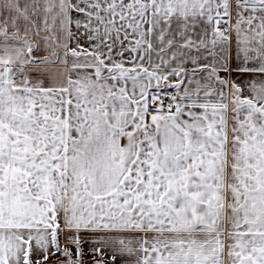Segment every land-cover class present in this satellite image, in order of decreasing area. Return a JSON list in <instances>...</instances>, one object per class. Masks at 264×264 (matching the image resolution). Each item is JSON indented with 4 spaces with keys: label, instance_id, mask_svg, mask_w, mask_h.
I'll return each instance as SVG.
<instances>
[{
    "label": "snow or ice",
    "instance_id": "6c2138e0",
    "mask_svg": "<svg viewBox=\"0 0 264 264\" xmlns=\"http://www.w3.org/2000/svg\"><path fill=\"white\" fill-rule=\"evenodd\" d=\"M86 246L264 264V0H0V264Z\"/></svg>",
    "mask_w": 264,
    "mask_h": 264
},
{
    "label": "crops",
    "instance_id": "0c3cea01",
    "mask_svg": "<svg viewBox=\"0 0 264 264\" xmlns=\"http://www.w3.org/2000/svg\"><path fill=\"white\" fill-rule=\"evenodd\" d=\"M86 260H85V264H94V261L92 259H90L89 257L91 256L90 253H87V246H86ZM95 259H100V257H95ZM104 264H112L110 258L108 256L104 257ZM117 264H120V261L117 260Z\"/></svg>",
    "mask_w": 264,
    "mask_h": 264
}]
</instances>
